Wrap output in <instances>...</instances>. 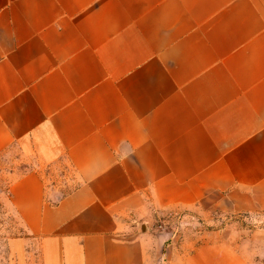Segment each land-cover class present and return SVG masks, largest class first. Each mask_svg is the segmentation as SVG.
Wrapping results in <instances>:
<instances>
[{
    "label": "crops",
    "instance_id": "1",
    "mask_svg": "<svg viewBox=\"0 0 264 264\" xmlns=\"http://www.w3.org/2000/svg\"><path fill=\"white\" fill-rule=\"evenodd\" d=\"M12 150L40 264H148L155 213L264 215V0H0Z\"/></svg>",
    "mask_w": 264,
    "mask_h": 264
},
{
    "label": "rangeland",
    "instance_id": "2",
    "mask_svg": "<svg viewBox=\"0 0 264 264\" xmlns=\"http://www.w3.org/2000/svg\"><path fill=\"white\" fill-rule=\"evenodd\" d=\"M14 150L0 156V264H40L38 243L20 225L8 200L7 188L21 169ZM139 236L150 237L148 264H185L197 249L227 242L248 264H264V215H236L201 209L196 213H155Z\"/></svg>",
    "mask_w": 264,
    "mask_h": 264
}]
</instances>
